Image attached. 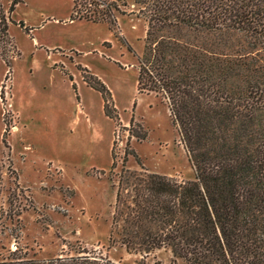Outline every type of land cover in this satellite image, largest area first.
I'll return each instance as SVG.
<instances>
[{"label":"rangeland","instance_id":"374dc122","mask_svg":"<svg viewBox=\"0 0 264 264\" xmlns=\"http://www.w3.org/2000/svg\"><path fill=\"white\" fill-rule=\"evenodd\" d=\"M13 1L0 0V264L78 254L110 264H185L168 251L146 257L109 244L112 184L123 163L193 180L167 107L136 90L144 19L117 16L111 31L71 20L72 0ZM81 71L110 91L119 128L100 116L101 98Z\"/></svg>","mask_w":264,"mask_h":264},{"label":"trees","instance_id":"16d2710c","mask_svg":"<svg viewBox=\"0 0 264 264\" xmlns=\"http://www.w3.org/2000/svg\"><path fill=\"white\" fill-rule=\"evenodd\" d=\"M128 15L146 23L137 93L167 107L193 180L123 163L109 244L146 257L168 251L185 264H264V0H72L70 19L112 31ZM81 75L119 128L110 91ZM3 264L110 263L78 254Z\"/></svg>","mask_w":264,"mask_h":264},{"label":"crops","instance_id":"0c3cea01","mask_svg":"<svg viewBox=\"0 0 264 264\" xmlns=\"http://www.w3.org/2000/svg\"><path fill=\"white\" fill-rule=\"evenodd\" d=\"M89 88V87H88ZM89 89H91V88H89ZM93 90V89H92ZM93 91H95V90H93ZM96 93H97V91H95ZM98 94V96H100V98L102 99V97H101V95L99 94V93H97ZM9 98V100L8 101H10V96L8 97ZM100 99V105H101V111H100V116H103L104 118H106V120L108 119L107 117H105L104 116V113H103V102H102V100ZM11 105V104H10ZM111 121V120H110ZM115 128V127H114ZM113 136H114V132H113V135H112V140H113ZM111 140V141H112ZM111 147H112V144H111Z\"/></svg>","mask_w":264,"mask_h":264},{"label":"built area","instance_id":"2783aa9c","mask_svg":"<svg viewBox=\"0 0 264 264\" xmlns=\"http://www.w3.org/2000/svg\"><path fill=\"white\" fill-rule=\"evenodd\" d=\"M14 129H15V127H14ZM16 249V248H15ZM15 251V250H14Z\"/></svg>","mask_w":264,"mask_h":264}]
</instances>
